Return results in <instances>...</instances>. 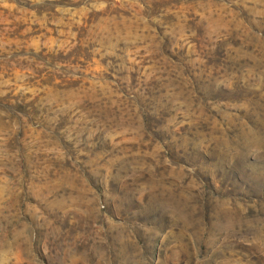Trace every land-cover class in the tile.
<instances>
[{
	"label": "rangeland",
	"instance_id": "1",
	"mask_svg": "<svg viewBox=\"0 0 264 264\" xmlns=\"http://www.w3.org/2000/svg\"><path fill=\"white\" fill-rule=\"evenodd\" d=\"M0 264H264V0H0Z\"/></svg>",
	"mask_w": 264,
	"mask_h": 264
}]
</instances>
